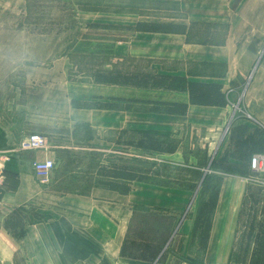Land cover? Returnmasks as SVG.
Here are the masks:
<instances>
[{
	"label": "crops",
	"instance_id": "1",
	"mask_svg": "<svg viewBox=\"0 0 264 264\" xmlns=\"http://www.w3.org/2000/svg\"><path fill=\"white\" fill-rule=\"evenodd\" d=\"M106 6L105 12L77 10V28L52 59L23 69V103L6 108L7 114L0 109V150L14 149L34 133L49 143L45 151L14 152L6 163L0 210L28 208L45 219L27 224L23 244L0 230L2 258L19 250L24 264H230L247 178L220 176L202 252L192 241L198 191L133 181L121 194L98 184L96 171L117 162L187 171L195 182L190 173L203 177L212 160L233 162L228 128L264 129V0H106ZM0 8L22 14L26 0H0ZM138 24L185 31H137ZM77 58L92 64L90 91L81 97L116 108L72 106L78 100L72 88L84 85L72 78ZM95 71L218 85L226 105L191 104L187 90L98 84ZM167 103L186 105V111H154ZM238 103L242 113L234 119ZM140 135L174 139L177 148L158 153L125 144ZM49 159L51 179L41 185L32 165ZM58 182L90 187L68 192L53 186Z\"/></svg>",
	"mask_w": 264,
	"mask_h": 264
},
{
	"label": "trees",
	"instance_id": "2",
	"mask_svg": "<svg viewBox=\"0 0 264 264\" xmlns=\"http://www.w3.org/2000/svg\"><path fill=\"white\" fill-rule=\"evenodd\" d=\"M71 6V9L79 11H107V6L93 4L91 0H64ZM31 0H26V9L29 13ZM101 6V7H100ZM27 13V14H28ZM74 14V13H73ZM77 28L76 20L70 25V34ZM137 31L161 32V33H183L184 26L169 24H138ZM95 83L106 85H133L162 87L171 90H187L191 104L220 106L226 105L224 96L220 92V86L214 84L187 83L178 77L152 76L148 74L124 75L120 72L95 71L92 73ZM73 107L94 109H114L111 103L94 102L78 105L72 101ZM164 109L155 108L156 112L184 114L186 105L167 103L163 104ZM241 109V104H237ZM235 112L233 118L238 117ZM230 142V157L233 162L218 163L212 160L205 175L191 172L190 180L187 179H160L161 172L150 168H139L124 163L109 162L108 165H99L96 175L102 180L98 184L106 186L112 191L127 194L130 191V182L138 181L160 186H172L189 191H198L199 199L194 219L192 231V241L197 240L198 248L204 252L206 250L212 217L218 200L220 189V176L232 175L248 178L253 176L250 171V159L255 154L264 153V129L260 126L250 128L244 125L230 126L228 128ZM125 144L136 148H141L150 152L173 153L177 148V141L174 139H159L150 135H140L131 138ZM180 174L182 171H176ZM187 172V171H185ZM168 173V172H167ZM188 173V172H187ZM187 180V181H184ZM61 184V183H60ZM86 185V186H84ZM88 183H68L63 188H58L68 192L85 193L89 189ZM30 211H33L30 209ZM34 213L35 218L29 223L42 222L45 217ZM15 237L18 234L14 235ZM25 236V232L20 235ZM18 236V237H20ZM24 264V262H22ZM230 264H264V187L248 182L243 198L237 226V234L229 255Z\"/></svg>",
	"mask_w": 264,
	"mask_h": 264
},
{
	"label": "rangeland",
	"instance_id": "3",
	"mask_svg": "<svg viewBox=\"0 0 264 264\" xmlns=\"http://www.w3.org/2000/svg\"><path fill=\"white\" fill-rule=\"evenodd\" d=\"M91 2L106 7V0H91ZM29 5V13L25 9L22 14H11L0 8V109L3 110L23 103L25 94L20 91L25 79L23 69L32 62L52 59L55 52L68 40L70 25L76 20L77 10L73 7L71 9L64 0H31ZM78 60V66L72 70V78L84 85L72 88L73 98H78L76 102L78 105L94 103L87 94V97H81L82 94L85 95L90 91L86 84L89 81L92 64L88 60L77 58L76 61ZM235 107L237 108V105ZM234 110L238 114L242 113L241 109ZM3 112L5 113L6 110ZM15 117L21 116L17 113ZM162 173L160 179L164 180L188 179V173L185 172L178 174L165 170ZM60 183L53 186L63 188L70 182ZM40 184L48 185L49 183ZM34 218L33 211L28 208H16L9 212L0 210V230L16 245L23 244L24 236L20 235L25 232L27 224ZM15 234L20 237H15ZM8 251L11 254L9 249ZM2 252L0 247V264H23L19 250H15L12 256H8L9 259H3ZM198 258H194L196 263Z\"/></svg>",
	"mask_w": 264,
	"mask_h": 264
},
{
	"label": "built area",
	"instance_id": "4",
	"mask_svg": "<svg viewBox=\"0 0 264 264\" xmlns=\"http://www.w3.org/2000/svg\"><path fill=\"white\" fill-rule=\"evenodd\" d=\"M234 109L239 110L236 107ZM48 148L49 143L46 137L34 133L27 135L16 148L5 151L0 150V190L3 189L5 184L6 163L12 153L20 151H45ZM32 166L36 179L42 184L49 183L54 166L53 161L50 159L42 162L35 161ZM250 171L253 176L247 178L248 182L264 187V153L255 154L251 157Z\"/></svg>",
	"mask_w": 264,
	"mask_h": 264
},
{
	"label": "water",
	"instance_id": "5",
	"mask_svg": "<svg viewBox=\"0 0 264 264\" xmlns=\"http://www.w3.org/2000/svg\"><path fill=\"white\" fill-rule=\"evenodd\" d=\"M227 128H228V127H227ZM226 131H227V129L225 130L224 135H225ZM224 135H223V136H224Z\"/></svg>",
	"mask_w": 264,
	"mask_h": 264
}]
</instances>
